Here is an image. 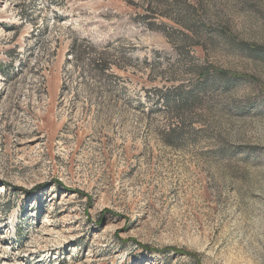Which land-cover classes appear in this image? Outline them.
<instances>
[{
  "label": "rangeland",
  "instance_id": "obj_1",
  "mask_svg": "<svg viewBox=\"0 0 264 264\" xmlns=\"http://www.w3.org/2000/svg\"><path fill=\"white\" fill-rule=\"evenodd\" d=\"M0 264H264V0H0Z\"/></svg>",
  "mask_w": 264,
  "mask_h": 264
},
{
  "label": "trees",
  "instance_id": "obj_2",
  "mask_svg": "<svg viewBox=\"0 0 264 264\" xmlns=\"http://www.w3.org/2000/svg\"><path fill=\"white\" fill-rule=\"evenodd\" d=\"M72 49H73V47H72ZM72 52H73V51H72ZM9 68H10V66H9ZM208 74H209V73L206 72V73H204L202 76L207 77V76H209ZM215 74H216V75H215ZM215 74H214L213 76H218V75H221V74L223 75L224 73H220V74L215 73ZM222 75H221V76H222ZM222 77H223V76H222ZM233 77H235V79L237 78V76H235V75H234ZM199 87H200V84L196 85V86L194 87L193 90H195V89L198 90ZM193 90L189 92L188 97H187L188 99H189V98H193L194 93H195V91H193ZM185 102H187V100H185V101H184V100L180 101V103H178L179 105H178L177 107H180V106L183 105V103H185ZM177 251H178V250H177ZM178 252H180V251H178ZM178 252H177V253H178Z\"/></svg>",
  "mask_w": 264,
  "mask_h": 264
}]
</instances>
